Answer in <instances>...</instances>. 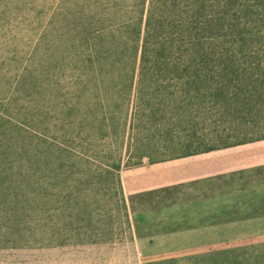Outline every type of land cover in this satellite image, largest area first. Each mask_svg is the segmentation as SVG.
Segmentation results:
<instances>
[{
    "label": "trees",
    "instance_id": "1",
    "mask_svg": "<svg viewBox=\"0 0 264 264\" xmlns=\"http://www.w3.org/2000/svg\"><path fill=\"white\" fill-rule=\"evenodd\" d=\"M25 24L34 30L25 87L35 95L26 100L32 110L25 106V149L16 158L2 152L11 130L0 131V213L17 214L7 203L25 199V224L39 215L54 219V236L58 217L65 231L80 233L85 220L77 219L78 228L73 220L80 214L91 222L86 198L92 189L95 196L110 195L129 231L120 172L130 140L144 138L138 161L151 163L264 140L216 147L196 135L200 124L233 105L239 120L264 129V0H25ZM42 84L51 87L48 98ZM58 95L62 119L55 112ZM6 123L12 131L17 125ZM58 125L60 141L53 131ZM177 132L189 134L185 142L172 141ZM106 139L108 159L91 150ZM151 153L161 158L153 161ZM79 161L98 167L89 181L72 184Z\"/></svg>",
    "mask_w": 264,
    "mask_h": 264
},
{
    "label": "rangeland",
    "instance_id": "2",
    "mask_svg": "<svg viewBox=\"0 0 264 264\" xmlns=\"http://www.w3.org/2000/svg\"><path fill=\"white\" fill-rule=\"evenodd\" d=\"M245 11L241 9L240 14L245 16ZM251 18L253 19V17ZM251 18L246 19L252 21ZM36 21L33 22L32 26L35 25ZM250 23L248 22V24ZM32 26L25 24V0L1 1L0 100L6 103L0 104V131L1 129L5 130V128L9 131L11 130L12 141L8 143L6 149L3 146V150L5 151H2L9 158L12 156V158H16V153H21L25 149V130L22 126V124H25V106L30 107V110H32V107L27 105L28 103L26 104V100L27 102L31 98L34 100L35 95L30 90L28 84L25 87V59L32 49V46H30V39L34 32V30H31ZM42 87H46L45 98H48L51 87L44 86L43 84ZM30 94L32 97L28 99V95ZM55 101L54 104L56 103L58 106L55 110L56 115L62 119L65 112L61 106L63 98L58 95ZM39 104L41 105L42 102H37V105ZM226 109V112L224 109H220L219 112H215L214 117L212 115L211 119L206 120L204 124H200L196 135H205V137H208L209 143L212 142L210 145H215L216 147H222L226 144L232 145L242 140L258 139L264 136V129L262 127L254 129L252 126L247 125L246 120H239L242 114L234 105L230 108L226 107ZM44 113H46V110L42 114L46 116L48 112ZM235 117L237 118L236 120L234 119ZM9 120L14 125H19H15L13 131L10 124L6 123ZM262 120L264 121V119ZM262 125L263 122L261 123ZM53 131L60 141L63 132L59 129V125ZM176 134L173 137L174 139L172 138L174 143L178 141L185 142L187 138H184V136L189 135L181 132H177ZM108 140L99 142L101 144L94 149L91 145V150L99 153L100 157L108 159V157H111L108 147L110 142ZM131 141L133 143L131 148L126 151L124 147L122 150V164H124V168L121 169L123 172L120 176L122 182L123 178L124 181L126 179L125 172L141 162L138 161L139 155L145 152L143 147L147 146L144 138ZM162 141L166 143L164 140ZM111 145H113L112 142ZM140 146L142 147L141 149ZM238 146H247L249 153L254 152L255 155L260 153L264 156V140ZM234 147L237 146L230 148ZM75 151L81 152V147L77 145ZM85 151L86 148H84ZM91 154H93L92 151L88 152L87 156ZM158 154L160 153L158 152ZM158 154L151 153L150 159L153 161L158 160L161 158ZM144 162L148 163L146 160ZM90 163L84 164L79 161L76 164V175L74 177L77 180L73 179L71 181L72 184H81L90 180L89 175H93L92 171L96 170V166L98 167L97 163H92V161ZM23 165V169H18V172H21V176L25 172V164ZM96 173L101 174V178L103 179V172L98 171ZM233 179L238 180L237 177ZM245 179L247 182L254 181L255 185L257 183L260 187L254 188V204H252L254 209L250 215L264 214V164L259 167L255 166ZM104 185H106L104 187L107 189V181ZM58 186V189L62 187L61 182H58ZM23 190L25 191V188ZM182 190V188H174L133 194L129 193L127 189L125 193L123 188L131 230L127 231L122 211H119V207L111 199L110 195L95 196L91 189L89 196L86 198L88 211H92L89 219L91 222L87 223L86 216L80 217V214L73 220L74 227L78 228L81 227L78 223L81 222V219H84L85 221L82 223L85 230H80V233L76 231L68 233L65 231V221L57 217V233L54 236H51L52 231L50 227L54 225V219L51 223L46 216L39 215L37 217L38 221H27L26 225L25 199L19 201V204L10 201V203H7V206L17 209L18 213H0V264H173L172 262L168 263L166 260V250L163 242H157L155 239L163 238V235H160V233L164 232L168 226L167 223H169L167 211H169V208L172 211L175 204L173 200L181 199ZM1 207L2 205H0ZM96 209L97 214L95 212ZM100 209L102 210L99 211ZM78 218L81 219L77 221ZM85 226L87 228L92 227V229L86 231L87 228ZM82 233H91L90 235L92 236L83 235ZM92 238L99 241L102 240L103 243L98 242L94 245L85 243ZM61 241L67 243L63 246H57ZM79 242L84 243L81 244ZM237 247L236 251L223 253L222 261L216 263L264 264V235L238 236ZM177 255L180 257L178 264H181L182 255L181 253H177Z\"/></svg>",
    "mask_w": 264,
    "mask_h": 264
},
{
    "label": "crops",
    "instance_id": "3",
    "mask_svg": "<svg viewBox=\"0 0 264 264\" xmlns=\"http://www.w3.org/2000/svg\"><path fill=\"white\" fill-rule=\"evenodd\" d=\"M145 160L125 172V181L120 177L125 193L183 189L181 199L173 200L172 211H167L163 238L155 239L163 242L168 263L178 264L181 253V264H218L223 253L237 250L238 236L264 235V214L250 215L254 188L260 187L245 179L264 164L262 154L237 146L160 162Z\"/></svg>",
    "mask_w": 264,
    "mask_h": 264
}]
</instances>
